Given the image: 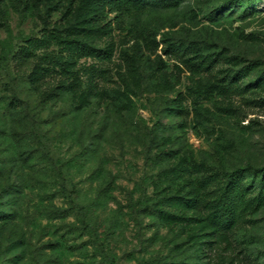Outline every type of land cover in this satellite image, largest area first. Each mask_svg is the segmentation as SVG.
Wrapping results in <instances>:
<instances>
[{"label":"rangeland","instance_id":"rangeland-1","mask_svg":"<svg viewBox=\"0 0 264 264\" xmlns=\"http://www.w3.org/2000/svg\"><path fill=\"white\" fill-rule=\"evenodd\" d=\"M0 264H264V0H0Z\"/></svg>","mask_w":264,"mask_h":264},{"label":"trees","instance_id":"trees-1","mask_svg":"<svg viewBox=\"0 0 264 264\" xmlns=\"http://www.w3.org/2000/svg\"><path fill=\"white\" fill-rule=\"evenodd\" d=\"M242 170H234L232 173L229 174V180L227 183V187L226 190L224 191V193L222 194V196L220 197V202H222L223 204L229 206L230 208L233 207L235 201H236V196L234 195V191H235V182L233 181L235 175L238 176V174L241 172ZM232 212L230 210H223V212L221 213V216H223L224 218H226V224H228L229 222L232 221Z\"/></svg>","mask_w":264,"mask_h":264}]
</instances>
